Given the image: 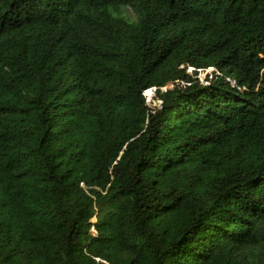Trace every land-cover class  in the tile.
I'll use <instances>...</instances> for the list:
<instances>
[{
  "label": "trees",
  "instance_id": "16d2710c",
  "mask_svg": "<svg viewBox=\"0 0 264 264\" xmlns=\"http://www.w3.org/2000/svg\"><path fill=\"white\" fill-rule=\"evenodd\" d=\"M0 264H264V0H0Z\"/></svg>",
  "mask_w": 264,
  "mask_h": 264
},
{
  "label": "rangeland",
  "instance_id": "374dc122",
  "mask_svg": "<svg viewBox=\"0 0 264 264\" xmlns=\"http://www.w3.org/2000/svg\"><path fill=\"white\" fill-rule=\"evenodd\" d=\"M130 12V11H129ZM193 72V70H191ZM211 73V69H205V70H199L198 72V77L199 79L204 82V79L209 75H207V73ZM155 89H150L148 91L145 92V96L147 98V102L148 104L153 107V108H157L160 106L161 102L158 100L156 93H155Z\"/></svg>",
  "mask_w": 264,
  "mask_h": 264
}]
</instances>
